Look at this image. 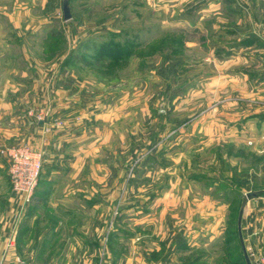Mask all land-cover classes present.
<instances>
[{
	"label": "rangeland",
	"instance_id": "374dc122",
	"mask_svg": "<svg viewBox=\"0 0 264 264\" xmlns=\"http://www.w3.org/2000/svg\"><path fill=\"white\" fill-rule=\"evenodd\" d=\"M63 1L0 0V89H19L3 96L27 128L11 144L54 155L32 198L52 197L48 168L65 167V227L43 264H246L264 0H67V20ZM31 201L19 216L56 222Z\"/></svg>",
	"mask_w": 264,
	"mask_h": 264
},
{
	"label": "crops",
	"instance_id": "0c3cea01",
	"mask_svg": "<svg viewBox=\"0 0 264 264\" xmlns=\"http://www.w3.org/2000/svg\"><path fill=\"white\" fill-rule=\"evenodd\" d=\"M18 90L17 87H3L0 89V146L20 141L26 128L21 125L20 109L22 107L16 101L3 96L5 93L10 92L15 94ZM28 122L31 124L29 120ZM253 126L252 137L256 159L254 179L258 194L253 198L252 205L250 200L245 204L240 227L246 247L251 249L252 246L248 245L250 239L254 246L260 250L259 253L264 255V102H260L255 109ZM64 140L65 138H58L56 142L50 144L53 147L58 146ZM47 156L50 158L43 160L45 162L44 165L46 162L52 161L51 158L54 155L48 154ZM7 165V159L0 156V261L4 264H21L17 259L27 257L25 256L28 255L26 247H29V258L37 259L39 264H43L42 259L48 261L51 257L50 255L53 254L55 245L61 242L62 231L65 227L63 216L58 213L59 210L65 208V197H55L57 188H64L65 190L63 183L65 167L52 164L48 168L46 180L44 179L45 185L48 186L50 184L52 187L49 192V196L52 197L46 198L44 202L46 203V208L54 210L53 214L55 215L53 217L56 222H53L35 213L28 214L27 217L24 214H21L22 217L18 215L21 209L19 202L12 198ZM40 201L41 199L37 197L32 198L31 206L36 205L37 208L43 206L44 202L41 203ZM248 216L251 218H248ZM33 226L37 227V232L35 233L33 232ZM33 237L36 239L30 244Z\"/></svg>",
	"mask_w": 264,
	"mask_h": 264
},
{
	"label": "built area",
	"instance_id": "2783aa9c",
	"mask_svg": "<svg viewBox=\"0 0 264 264\" xmlns=\"http://www.w3.org/2000/svg\"><path fill=\"white\" fill-rule=\"evenodd\" d=\"M51 118V114L46 112L45 118ZM38 120H43L37 115ZM55 120V124L62 121ZM49 125L44 127L48 131ZM0 156L7 159V174L11 190L19 200L20 209L31 201L34 194L40 173L43 166V149L34 147L27 143L3 145L0 147ZM21 264L23 262L17 259ZM256 264H264V255L255 257ZM0 264H4L0 261Z\"/></svg>",
	"mask_w": 264,
	"mask_h": 264
},
{
	"label": "water",
	"instance_id": "95a60500",
	"mask_svg": "<svg viewBox=\"0 0 264 264\" xmlns=\"http://www.w3.org/2000/svg\"><path fill=\"white\" fill-rule=\"evenodd\" d=\"M62 17H63V20H67L71 17L69 2L67 0H64L62 3ZM257 194H258L257 192H248L246 194V197L251 198V197L256 196ZM242 211H243V208L241 207L239 209L238 216H237V233H238V238H239L240 247L242 250L244 261L246 264H251L246 248H245V245H244V242H243L242 234H241L240 224H241Z\"/></svg>",
	"mask_w": 264,
	"mask_h": 264
},
{
	"label": "trees",
	"instance_id": "16d2710c",
	"mask_svg": "<svg viewBox=\"0 0 264 264\" xmlns=\"http://www.w3.org/2000/svg\"><path fill=\"white\" fill-rule=\"evenodd\" d=\"M59 33H60V32H54V33H53V36H58ZM83 45H84L83 42L79 43V48L86 49V48L88 47L87 45H86V46H83ZM72 58H73V60H75V61L85 62V64H86V63H89V61L80 58L79 55H75V56H73ZM40 174H41V173H40ZM39 177H40V176H39ZM236 258L238 259V256H237ZM192 264H198V263H192Z\"/></svg>",
	"mask_w": 264,
	"mask_h": 264
}]
</instances>
